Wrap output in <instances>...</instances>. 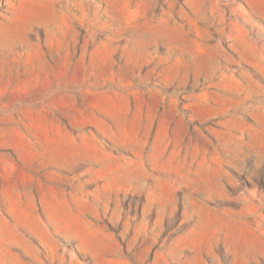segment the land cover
I'll use <instances>...</instances> for the list:
<instances>
[{
  "label": "rangeland",
  "instance_id": "374dc122",
  "mask_svg": "<svg viewBox=\"0 0 264 264\" xmlns=\"http://www.w3.org/2000/svg\"><path fill=\"white\" fill-rule=\"evenodd\" d=\"M0 264H264V0H0Z\"/></svg>",
  "mask_w": 264,
  "mask_h": 264
}]
</instances>
